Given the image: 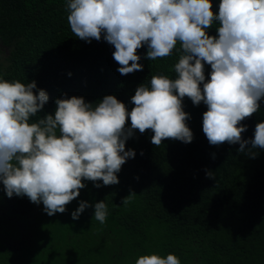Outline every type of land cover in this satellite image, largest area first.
Here are the masks:
<instances>
[{
    "label": "trees",
    "instance_id": "obj_1",
    "mask_svg": "<svg viewBox=\"0 0 264 264\" xmlns=\"http://www.w3.org/2000/svg\"><path fill=\"white\" fill-rule=\"evenodd\" d=\"M0 117L86 179L14 172L0 264H264V0H0Z\"/></svg>",
    "mask_w": 264,
    "mask_h": 264
},
{
    "label": "rangeland",
    "instance_id": "obj_2",
    "mask_svg": "<svg viewBox=\"0 0 264 264\" xmlns=\"http://www.w3.org/2000/svg\"><path fill=\"white\" fill-rule=\"evenodd\" d=\"M20 142L22 141L16 138L12 139L11 134L6 131L4 120L0 117V205L3 202L1 194L5 181L20 169H30L37 172L41 178L39 193L43 196L38 198L40 204L36 210L42 209L43 203L45 205L39 216H62L61 210L65 205L74 204L86 179L77 181L75 170L65 162L63 151H57L58 154L54 158L51 149L33 151V145L29 150L23 144H18ZM65 216L69 215L66 213Z\"/></svg>",
    "mask_w": 264,
    "mask_h": 264
},
{
    "label": "flooded vegetation",
    "instance_id": "obj_3",
    "mask_svg": "<svg viewBox=\"0 0 264 264\" xmlns=\"http://www.w3.org/2000/svg\"><path fill=\"white\" fill-rule=\"evenodd\" d=\"M23 146H27L26 144H23Z\"/></svg>",
    "mask_w": 264,
    "mask_h": 264
}]
</instances>
